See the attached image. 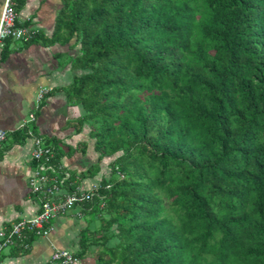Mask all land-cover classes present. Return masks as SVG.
Segmentation results:
<instances>
[{"label":"trees","instance_id":"trees-1","mask_svg":"<svg viewBox=\"0 0 264 264\" xmlns=\"http://www.w3.org/2000/svg\"><path fill=\"white\" fill-rule=\"evenodd\" d=\"M72 41L66 92L99 153L81 179L113 158L76 259L264 264V0H60L25 45Z\"/></svg>","mask_w":264,"mask_h":264},{"label":"crops","instance_id":"crops-1","mask_svg":"<svg viewBox=\"0 0 264 264\" xmlns=\"http://www.w3.org/2000/svg\"><path fill=\"white\" fill-rule=\"evenodd\" d=\"M4 3L5 0H0V18ZM19 4V21L30 22L38 34L51 38L60 0H22ZM73 43L26 46L12 41L7 49L0 47V130L9 131L8 140L0 148V231L41 210L39 198L30 188L36 166L32 160L35 138L59 147L63 152L60 162L80 178L85 190L102 186V180L109 175L103 166L105 158L95 179H81L82 174L99 164V153L95 151L96 140L90 136L91 126L81 125L86 115L84 107L70 103L66 92L74 78L84 73L72 68V59L81 49V46L72 48ZM42 90L47 94L39 101ZM25 127L33 135L22 145L14 144L13 134ZM92 210L89 207L83 216L72 213L58 217L49 237H34L28 250L13 247L3 251L0 264H62L53 261L56 250H67L78 257L82 233L89 227L86 217ZM75 264H96V261L87 255Z\"/></svg>","mask_w":264,"mask_h":264},{"label":"built area","instance_id":"built-area-1","mask_svg":"<svg viewBox=\"0 0 264 264\" xmlns=\"http://www.w3.org/2000/svg\"><path fill=\"white\" fill-rule=\"evenodd\" d=\"M19 20L17 0H5L0 18V47H3L8 39L27 43L38 34V31L31 26H18ZM46 94L47 91L42 90L39 101L43 100ZM31 118L34 120V116ZM32 135L30 132V136ZM8 137L9 131L0 130V148ZM58 157L55 146L46 144L42 138H35L32 160L36 166L30 178V188L39 198L41 210L35 216L16 222L10 228L0 231V254L13 247L28 250L34 237L50 236L55 219L72 213L83 216L85 210L93 207L97 197L101 200V208L105 207L104 196L99 195L102 186L85 190L80 185V178L75 177ZM117 175L121 179L125 178L121 172H117ZM53 261L62 264L78 262L76 256L67 250H56Z\"/></svg>","mask_w":264,"mask_h":264},{"label":"rangeland","instance_id":"rangeland-1","mask_svg":"<svg viewBox=\"0 0 264 264\" xmlns=\"http://www.w3.org/2000/svg\"><path fill=\"white\" fill-rule=\"evenodd\" d=\"M75 55V54H74ZM111 160H113V158L112 159H109V160H105L104 162L105 163H103L104 165V170H105V168H106V173H109V175H110V173H111V165H110V162H111ZM110 165V166H109ZM98 174H99V172H98ZM97 174V175H98ZM96 175V176H97ZM95 176V177H96ZM95 177H93L94 179H95ZM106 177V176H105ZM93 182H95V180H93ZM86 223H88V226H89V228L91 229V230H93V231H95L96 229H98L99 228V226L101 225V220L99 219V218H97L94 214H89V215H87V217H86ZM84 226L85 227H87V224H84ZM93 234V233H92ZM94 236H92L91 237V241H93L94 240ZM98 249H99V247H97V246H92L88 251H89V256H91V258H93V259H95L96 258V256H97V251H98ZM95 263V262H94Z\"/></svg>","mask_w":264,"mask_h":264}]
</instances>
